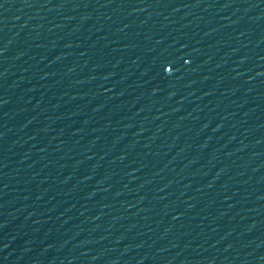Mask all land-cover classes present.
<instances>
[{"label": "water", "instance_id": "water-1", "mask_svg": "<svg viewBox=\"0 0 264 264\" xmlns=\"http://www.w3.org/2000/svg\"><path fill=\"white\" fill-rule=\"evenodd\" d=\"M0 264H264V0H0Z\"/></svg>", "mask_w": 264, "mask_h": 264}]
</instances>
